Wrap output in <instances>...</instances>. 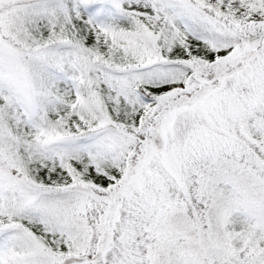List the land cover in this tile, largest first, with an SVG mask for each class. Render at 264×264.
<instances>
[{"label": "snow or ice", "instance_id": "obj_1", "mask_svg": "<svg viewBox=\"0 0 264 264\" xmlns=\"http://www.w3.org/2000/svg\"><path fill=\"white\" fill-rule=\"evenodd\" d=\"M0 264H264V0H0Z\"/></svg>", "mask_w": 264, "mask_h": 264}]
</instances>
